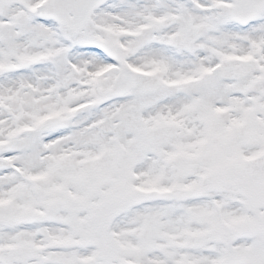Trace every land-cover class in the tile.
<instances>
[{
	"label": "snow or ice",
	"instance_id": "1",
	"mask_svg": "<svg viewBox=\"0 0 264 264\" xmlns=\"http://www.w3.org/2000/svg\"><path fill=\"white\" fill-rule=\"evenodd\" d=\"M0 264H264V0H0Z\"/></svg>",
	"mask_w": 264,
	"mask_h": 264
}]
</instances>
